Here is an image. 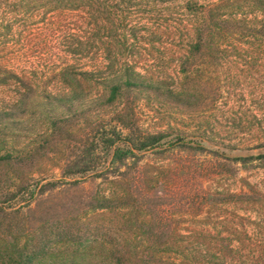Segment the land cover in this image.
Listing matches in <instances>:
<instances>
[{"label":"rangeland","instance_id":"374dc122","mask_svg":"<svg viewBox=\"0 0 264 264\" xmlns=\"http://www.w3.org/2000/svg\"><path fill=\"white\" fill-rule=\"evenodd\" d=\"M111 1L121 16L118 28L98 31L77 15L88 17L87 9L64 15L59 8L22 10L28 12L9 34L0 25V40H8L0 43V62L27 81L0 84V112L11 113L0 120V205H10L0 213V264L18 258L30 264H127L131 257L120 256L134 244L131 207H96L97 195L108 193L116 178L126 179L141 205L138 225L204 230L207 247L231 243L242 249L241 261L264 264L260 161L242 165L209 152L150 149L117 167L105 164L107 145L99 139L129 122L143 132L206 136L211 148L229 154L263 152L264 35L257 32L264 0L250 7L236 1L241 9L234 33L222 39L216 84L125 88L107 103L109 85L100 74H77L79 82L67 84L60 70H92L100 56L107 63L115 56L112 72L175 83L192 22L179 9L183 0ZM182 87L188 96L177 94ZM88 152L92 171L75 173ZM20 186L27 192L8 201Z\"/></svg>","mask_w":264,"mask_h":264},{"label":"trees","instance_id":"16d2710c","mask_svg":"<svg viewBox=\"0 0 264 264\" xmlns=\"http://www.w3.org/2000/svg\"><path fill=\"white\" fill-rule=\"evenodd\" d=\"M116 1V0H115ZM124 2L125 0H118ZM237 0H183L179 7L181 12L192 17V22L187 25L186 32L189 35L187 47L178 58L180 66L179 80L168 83L166 81H151L140 77L136 78L133 72L128 70L123 72H112L111 68L119 62V58L114 56L107 63L106 57L100 56V62H94L92 70H83L78 67L77 73L72 72L71 66H66L60 70L61 80L67 84L72 81L79 82L76 76H88L100 74L102 84L109 85V96L107 103H113L122 93L123 89L131 87H144L154 91H160L162 86L159 84H216V75L221 62L222 39L234 33L233 22L236 19L240 4ZM262 0H246L245 7L254 4H260ZM115 6L118 7L116 4ZM111 0H0V18L1 27L6 30V34L13 31L17 23L22 21L28 12L22 10H39L50 8L48 11L60 9L64 15L70 10H88V17L77 14L81 19H87L89 25H95L101 29L118 28L121 23V16L118 12L112 10ZM264 9V4H263ZM72 16V15H68ZM248 21V20H247ZM25 22V21H23ZM22 22V23H23ZM22 23L20 25H22ZM249 23V22H248ZM245 25V31L250 30V25ZM83 24V23H82ZM100 25V26H99ZM257 33L264 35V19ZM8 40H0V43H6ZM85 41H80L83 44ZM100 45L103 49L106 45L104 38H100ZM208 58V60H206ZM5 61V60H4ZM0 62V84H6L13 81L26 84L27 81L17 71L8 67L4 62ZM7 62V61H6ZM99 63V64H98ZM157 84V85H156ZM184 86V85H183ZM190 90L182 87L177 92L178 95L188 96ZM172 92V91H170ZM12 108L11 106H9ZM8 111L0 112V120H3ZM122 129L112 128L108 134H102L100 142L107 145L105 155V164L120 167L128 160L139 159L140 154L154 149L158 153H164L169 150H180L184 152L205 153L209 152L217 158H223L231 163L247 165L249 162L258 160L264 167V150L254 156H245L241 154H230L223 152L220 148H211L206 136H192L188 138L183 133H169L165 131L143 132L136 129L133 123L124 122ZM216 145V144H215ZM88 152L76 167L75 173H86L92 171ZM118 177V176H116ZM126 179L115 180L114 187L108 192H101L97 195V208H110L114 210L131 207V219L135 229L133 234L134 244L121 254L120 258L128 254L131 260L127 264H218V261H226L228 264H246L242 259V249L239 246H233L228 243L220 248L216 246L207 247L204 243L207 233L204 230H195L184 233L177 228L172 230L165 228H156L155 225H138L141 205L136 202L134 194L129 190ZM55 185V183L53 184ZM25 186H20L16 191L11 192L8 201L15 200L21 193H26ZM241 201H249V198H241ZM9 206L0 205V213L6 212ZM12 207V206H11ZM10 209V208H9ZM133 219V220H132ZM144 223V222H143ZM144 226V227H143ZM229 236V235H228ZM142 244V246L140 245ZM119 251L118 249H116ZM210 257V258H209ZM16 264H30L26 260L18 258Z\"/></svg>","mask_w":264,"mask_h":264}]
</instances>
